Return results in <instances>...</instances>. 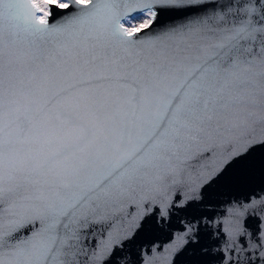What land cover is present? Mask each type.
I'll return each mask as SVG.
<instances>
[{
  "label": "snow or ice",
  "instance_id": "snow-or-ice-1",
  "mask_svg": "<svg viewBox=\"0 0 264 264\" xmlns=\"http://www.w3.org/2000/svg\"><path fill=\"white\" fill-rule=\"evenodd\" d=\"M0 264H264V0H0Z\"/></svg>",
  "mask_w": 264,
  "mask_h": 264
},
{
  "label": "clouds",
  "instance_id": "clouds-1",
  "mask_svg": "<svg viewBox=\"0 0 264 264\" xmlns=\"http://www.w3.org/2000/svg\"><path fill=\"white\" fill-rule=\"evenodd\" d=\"M117 158H119V157H117Z\"/></svg>",
  "mask_w": 264,
  "mask_h": 264
}]
</instances>
